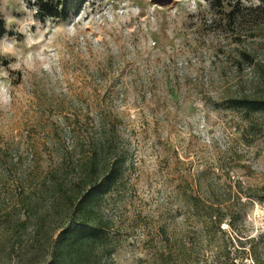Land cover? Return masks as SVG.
<instances>
[{"label":"rangeland","instance_id":"obj_1","mask_svg":"<svg viewBox=\"0 0 264 264\" xmlns=\"http://www.w3.org/2000/svg\"><path fill=\"white\" fill-rule=\"evenodd\" d=\"M0 19V264H39L66 218L52 187L94 152L118 160L113 264H264V195L242 194L264 184V110L234 104L264 96V0H89L64 20L0 0ZM199 197L231 198L219 226Z\"/></svg>","mask_w":264,"mask_h":264},{"label":"trees","instance_id":"obj_2","mask_svg":"<svg viewBox=\"0 0 264 264\" xmlns=\"http://www.w3.org/2000/svg\"><path fill=\"white\" fill-rule=\"evenodd\" d=\"M36 15L41 18H52L55 20L67 19L71 12L78 10L89 0H30ZM3 33V22L0 19V35ZM234 104L244 110H264V96L258 98H237ZM104 138L101 136L100 140ZM97 152H94L88 164L83 168L80 182L71 192L64 195H55V189H62L63 183L57 181L52 187L50 205L53 209L61 205L66 215L65 222L60 224L55 237L44 252L39 264H113L114 254L120 245L118 234L113 230L114 220L104 212L103 199L107 197L109 188L115 181L116 165L118 160H112V167L107 172L109 162L103 159L96 160ZM107 161V162H106ZM99 165H101L99 167ZM86 170V171H85ZM104 171L105 173H103ZM86 172V173H85ZM96 174V177H94ZM94 177V178H93ZM91 179H94L92 181ZM50 191V190H49ZM45 193L48 191L45 189ZM242 193V192H241ZM245 197H256L264 195V184L249 187L244 191ZM238 198V197H237ZM231 198L226 199L223 207L207 203L199 197V205L207 209L211 223L219 226L223 220L212 214V210H227ZM242 203V200L239 199ZM210 202V201H209ZM214 203V202H213ZM31 205V204H30ZM18 226L24 227L26 223L19 221Z\"/></svg>","mask_w":264,"mask_h":264},{"label":"clouds","instance_id":"obj_3","mask_svg":"<svg viewBox=\"0 0 264 264\" xmlns=\"http://www.w3.org/2000/svg\"><path fill=\"white\" fill-rule=\"evenodd\" d=\"M4 48H8V49L14 48V41L9 42L7 39H5L4 41L0 42V51H3ZM7 91L8 89L6 88L4 83L0 82V96L7 94Z\"/></svg>","mask_w":264,"mask_h":264}]
</instances>
